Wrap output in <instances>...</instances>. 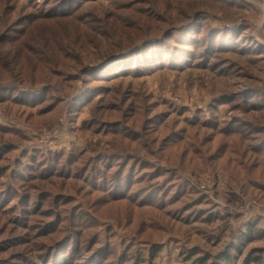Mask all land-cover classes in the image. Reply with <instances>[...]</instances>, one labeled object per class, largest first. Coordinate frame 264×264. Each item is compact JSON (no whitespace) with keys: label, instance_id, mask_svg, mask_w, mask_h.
Here are the masks:
<instances>
[{"label":"rangeland","instance_id":"rangeland-1","mask_svg":"<svg viewBox=\"0 0 264 264\" xmlns=\"http://www.w3.org/2000/svg\"><path fill=\"white\" fill-rule=\"evenodd\" d=\"M3 42L0 264H264V0H0Z\"/></svg>","mask_w":264,"mask_h":264},{"label":"trees","instance_id":"trees-1","mask_svg":"<svg viewBox=\"0 0 264 264\" xmlns=\"http://www.w3.org/2000/svg\"><path fill=\"white\" fill-rule=\"evenodd\" d=\"M50 15H53V16H59V15H62V13L61 12H58V11H52V13L50 14ZM49 15V16H50ZM0 46H5V43L3 42V43H1L0 44ZM132 50L131 51H128V53H126L124 56H122V57H119V56H113V57H110V58H108L105 62H104V65H101L102 67H100V68H102V69H104V68H106V67H108V66H110V65H113L114 63H116V62H119V60L121 61V60H125L126 61V59L127 58H129L130 56H132ZM128 60V59H127ZM107 62V63H106ZM101 69V70H102ZM46 174H54L55 172H57V171H52L51 170V168H48L46 171ZM71 238L69 237L68 238V240H66V241H63L62 243H66V242H68L69 240H70ZM62 249V248H61ZM60 249V250H61ZM102 251V250H101ZM100 251V252H101ZM103 253H105V252H103ZM101 254V253H100ZM64 261H60L59 262V264H73L72 262H68V261H65V262H67V263H63Z\"/></svg>","mask_w":264,"mask_h":264}]
</instances>
